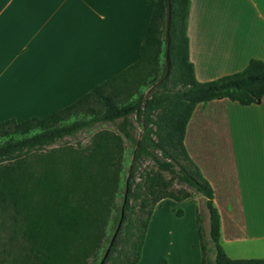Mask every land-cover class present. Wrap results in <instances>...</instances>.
I'll list each match as a JSON object with an SVG mask.
<instances>
[{
    "label": "trees",
    "instance_id": "16d2710c",
    "mask_svg": "<svg viewBox=\"0 0 264 264\" xmlns=\"http://www.w3.org/2000/svg\"><path fill=\"white\" fill-rule=\"evenodd\" d=\"M155 1L135 64L44 118L0 123V264H90L102 251L99 264H138L158 203L198 195L209 216L206 235L197 213L202 264H264L225 252L214 190L185 144L198 105L262 102L264 62L199 82L189 51L191 0ZM169 3V73L158 84L166 74ZM98 124L115 128L92 133L86 145L55 146ZM145 161L152 165L142 169ZM175 181L189 190H176Z\"/></svg>",
    "mask_w": 264,
    "mask_h": 264
},
{
    "label": "crops",
    "instance_id": "0c3cea01",
    "mask_svg": "<svg viewBox=\"0 0 264 264\" xmlns=\"http://www.w3.org/2000/svg\"><path fill=\"white\" fill-rule=\"evenodd\" d=\"M155 7V0H0V123L44 118L135 64ZM188 37L201 83L264 62V0H191ZM185 144L214 190L227 255L264 259V98L198 105ZM202 203L199 195L160 201L138 264H202Z\"/></svg>",
    "mask_w": 264,
    "mask_h": 264
},
{
    "label": "rangeland",
    "instance_id": "374dc122",
    "mask_svg": "<svg viewBox=\"0 0 264 264\" xmlns=\"http://www.w3.org/2000/svg\"><path fill=\"white\" fill-rule=\"evenodd\" d=\"M114 128L115 127L112 124H98L97 126H95L94 128H92L91 130H85L83 132H80L79 134H77L74 137L66 138L63 141H60L55 146H59V145L65 143V142H70L72 144L81 143L83 145H86V144L89 143L92 133H95L96 131H99L101 129H112V130H114ZM140 132H142V129L139 127V124H138L137 130H136V135H138V137H139ZM147 165L148 166H151L152 163L149 162V161H145L144 164H143V166H142V169H144ZM166 177L169 179L170 178V175H166ZM174 188L176 190H181V189L182 190L183 189L189 190V188H187L185 185L179 184L178 181H175L174 182ZM201 205H202V207H201V213L204 216V229H205V233H206V235H209V226L206 224V218H207L208 215H207V211H206V208H205V200H204V203H202ZM103 254H104V251H102V253H100V255H99L98 258H96L95 260H92L90 264H99V262L101 261L100 259L103 257Z\"/></svg>",
    "mask_w": 264,
    "mask_h": 264
},
{
    "label": "water",
    "instance_id": "95a60500",
    "mask_svg": "<svg viewBox=\"0 0 264 264\" xmlns=\"http://www.w3.org/2000/svg\"><path fill=\"white\" fill-rule=\"evenodd\" d=\"M170 1V0H169ZM170 20H171V5H170V3H169V6H168V16H167V34H166V39H167V49H166V74H165V76L162 78V80H160V82L158 83V84H160V83H162L163 81H164V79L168 76V73H169V64H168V59H169V29H170ZM142 134H143V131L142 132H140V135H139V139H138V142H137V147H136V150H135V153H136V151H137V149L139 148V146H140V142H141V138H142ZM135 153H134V156H135ZM134 156H133V159H134ZM133 159H132V163H133ZM119 227H120V224H119V226H118V228H117V230L115 231V233H114V236H113V238H112V240H111V243H110V246H111V244L113 243V241H114V239H115V236H116V234H117V232H118V230H119ZM110 248V247H109ZM108 248V249H109Z\"/></svg>",
    "mask_w": 264,
    "mask_h": 264
},
{
    "label": "snow or ice",
    "instance_id": "6c2138e0",
    "mask_svg": "<svg viewBox=\"0 0 264 264\" xmlns=\"http://www.w3.org/2000/svg\"><path fill=\"white\" fill-rule=\"evenodd\" d=\"M47 2V0H15L17 4H39ZM6 18L0 15V37L3 35L4 26H5ZM3 103V95H2V80H0V105Z\"/></svg>",
    "mask_w": 264,
    "mask_h": 264
}]
</instances>
